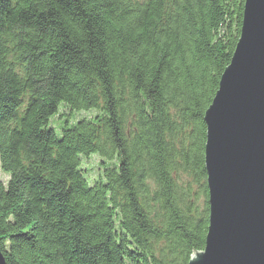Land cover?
I'll list each match as a JSON object with an SVG mask.
<instances>
[{"label":"trees","instance_id":"trees-1","mask_svg":"<svg viewBox=\"0 0 264 264\" xmlns=\"http://www.w3.org/2000/svg\"><path fill=\"white\" fill-rule=\"evenodd\" d=\"M243 4L0 0L5 264H188L204 250L203 118Z\"/></svg>","mask_w":264,"mask_h":264},{"label":"water","instance_id":"water-1","mask_svg":"<svg viewBox=\"0 0 264 264\" xmlns=\"http://www.w3.org/2000/svg\"><path fill=\"white\" fill-rule=\"evenodd\" d=\"M203 120L208 227L204 250L188 264H264V0H244Z\"/></svg>","mask_w":264,"mask_h":264},{"label":"bare ground","instance_id":"bare-ground-1","mask_svg":"<svg viewBox=\"0 0 264 264\" xmlns=\"http://www.w3.org/2000/svg\"><path fill=\"white\" fill-rule=\"evenodd\" d=\"M56 120V121H55ZM54 121H52L50 124H51V127L52 128H55L57 125V123H60V122H62L63 120H62V118L61 117H56V119H55Z\"/></svg>","mask_w":264,"mask_h":264},{"label":"rangeland","instance_id":"rangeland-1","mask_svg":"<svg viewBox=\"0 0 264 264\" xmlns=\"http://www.w3.org/2000/svg\"><path fill=\"white\" fill-rule=\"evenodd\" d=\"M56 119V118H55ZM50 125V124H49ZM55 130V132L57 133V134H60V130H59V128L58 129H54ZM0 180H7L6 179V176L5 175H3L2 173H1V169H0Z\"/></svg>","mask_w":264,"mask_h":264}]
</instances>
